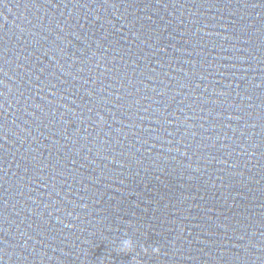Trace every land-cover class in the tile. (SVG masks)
<instances>
[{"label": "water", "instance_id": "water-1", "mask_svg": "<svg viewBox=\"0 0 264 264\" xmlns=\"http://www.w3.org/2000/svg\"><path fill=\"white\" fill-rule=\"evenodd\" d=\"M0 264H264V0H0Z\"/></svg>", "mask_w": 264, "mask_h": 264}, {"label": "clouds", "instance_id": "clouds-1", "mask_svg": "<svg viewBox=\"0 0 264 264\" xmlns=\"http://www.w3.org/2000/svg\"><path fill=\"white\" fill-rule=\"evenodd\" d=\"M101 121H103V117H101ZM134 248V242L131 239H125L121 242L120 250L124 252H131ZM154 252L159 253V248H154Z\"/></svg>", "mask_w": 264, "mask_h": 264}]
</instances>
